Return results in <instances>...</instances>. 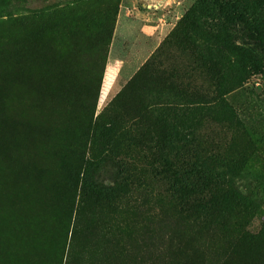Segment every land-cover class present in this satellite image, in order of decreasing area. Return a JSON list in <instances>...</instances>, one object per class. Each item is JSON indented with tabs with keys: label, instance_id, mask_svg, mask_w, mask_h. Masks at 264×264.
Instances as JSON below:
<instances>
[{
	"label": "rangeland",
	"instance_id": "1",
	"mask_svg": "<svg viewBox=\"0 0 264 264\" xmlns=\"http://www.w3.org/2000/svg\"><path fill=\"white\" fill-rule=\"evenodd\" d=\"M244 34L215 0H0V264H264Z\"/></svg>",
	"mask_w": 264,
	"mask_h": 264
},
{
	"label": "trees",
	"instance_id": "2",
	"mask_svg": "<svg viewBox=\"0 0 264 264\" xmlns=\"http://www.w3.org/2000/svg\"><path fill=\"white\" fill-rule=\"evenodd\" d=\"M226 1V0H225ZM223 0H215L218 8L227 16V24L233 27L238 21L243 22L244 39L249 52V67L254 75L264 73V28H259L253 19L247 16L246 8L240 5L238 0H229L222 8ZM243 16H245L243 18ZM252 57L254 59H252ZM200 210L210 212L213 202L208 198L201 199Z\"/></svg>",
	"mask_w": 264,
	"mask_h": 264
}]
</instances>
